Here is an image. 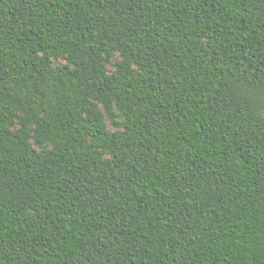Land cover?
Here are the masks:
<instances>
[{
	"label": "trees",
	"instance_id": "1",
	"mask_svg": "<svg viewBox=\"0 0 264 264\" xmlns=\"http://www.w3.org/2000/svg\"><path fill=\"white\" fill-rule=\"evenodd\" d=\"M0 264H264V0H0Z\"/></svg>",
	"mask_w": 264,
	"mask_h": 264
},
{
	"label": "rangeland",
	"instance_id": "2",
	"mask_svg": "<svg viewBox=\"0 0 264 264\" xmlns=\"http://www.w3.org/2000/svg\"><path fill=\"white\" fill-rule=\"evenodd\" d=\"M119 59H120L119 55H116V57L113 59L112 63L108 64V70H109V72H111V73H112V72H115L116 67H115L114 64H115V62H116L117 60H119ZM53 61H54V64H55V65H63V64L66 63V60H65L64 58H62V57L54 58ZM109 127H110L111 129H114V128L111 126L110 123H109ZM34 146H35L36 149H38L39 151H42V150H43V147H42V146H39V145H36V144H34Z\"/></svg>",
	"mask_w": 264,
	"mask_h": 264
}]
</instances>
